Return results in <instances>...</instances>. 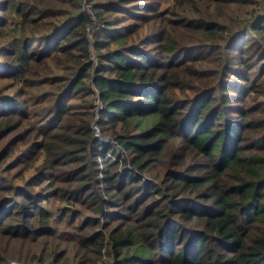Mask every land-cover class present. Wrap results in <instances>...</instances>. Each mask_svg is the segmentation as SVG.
<instances>
[{"label":"trees","instance_id":"1","mask_svg":"<svg viewBox=\"0 0 264 264\" xmlns=\"http://www.w3.org/2000/svg\"><path fill=\"white\" fill-rule=\"evenodd\" d=\"M167 1L0 0V264H264L261 0Z\"/></svg>","mask_w":264,"mask_h":264},{"label":"rangeland","instance_id":"2","mask_svg":"<svg viewBox=\"0 0 264 264\" xmlns=\"http://www.w3.org/2000/svg\"><path fill=\"white\" fill-rule=\"evenodd\" d=\"M262 1L263 0H261V5L260 6H258V11H260L261 10V7H262ZM83 2H85V0H83ZM166 2L167 3H169L167 0H166ZM253 5H249V7H252ZM255 6V5H254ZM257 8V7H256ZM82 9L83 10H85V11H90V8L88 7V5H86V4H83V6H82ZM91 43H92V41H91ZM91 48H92V45H91ZM92 58H94V55H92ZM97 108L95 109V116L92 118V120H91V126H92V128H93V130H94V132H95V134L97 135V136H99L102 140H108L109 139V137L108 136H105V135H103L101 132H100V130H99V127H98V125L96 124V116H97V111H98V108H99V106H100V103L97 101ZM14 264H17V263H15L14 262ZM21 264H23V263H21Z\"/></svg>","mask_w":264,"mask_h":264},{"label":"built area","instance_id":"3","mask_svg":"<svg viewBox=\"0 0 264 264\" xmlns=\"http://www.w3.org/2000/svg\"><path fill=\"white\" fill-rule=\"evenodd\" d=\"M260 12H261V13H264V0L262 1V7H261Z\"/></svg>","mask_w":264,"mask_h":264}]
</instances>
